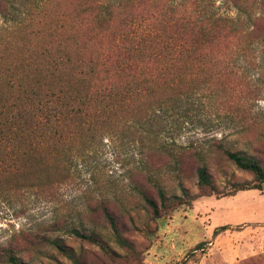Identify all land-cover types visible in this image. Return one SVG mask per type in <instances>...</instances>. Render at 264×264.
I'll list each match as a JSON object with an SVG mask.
<instances>
[{
	"label": "trees",
	"instance_id": "16d2710c",
	"mask_svg": "<svg viewBox=\"0 0 264 264\" xmlns=\"http://www.w3.org/2000/svg\"><path fill=\"white\" fill-rule=\"evenodd\" d=\"M54 1L18 0L12 16L10 1L0 0L5 22L0 28V197L53 189L80 150L94 146L104 135L132 128L164 103H175L191 89L190 77L206 61H254L256 46L264 40V14L253 18L250 29H243L228 26L220 16L180 13L182 5L171 0H71L53 7ZM260 5L264 7V2ZM258 74L261 89L264 72ZM218 147L237 167L254 174V183L236 189L262 188L264 166L258 158ZM203 155L193 145L177 153L153 148L147 163L154 170L172 166L179 187L188 195L182 178L185 157L197 160L202 187L213 184ZM154 157L162 166L153 164ZM130 178L155 218L178 203L193 207L191 199L169 194L165 182L143 168ZM113 204L127 211L120 200L97 198L87 206V223L69 226L55 219L37 230L20 231L23 246L13 234L0 245V264H30L44 254V246L82 264L66 235L110 253L108 238L126 243ZM98 217L110 224L111 237L99 229ZM228 228L218 226L214 234ZM23 251L33 252L31 261L24 259Z\"/></svg>",
	"mask_w": 264,
	"mask_h": 264
},
{
	"label": "rangeland",
	"instance_id": "374dc122",
	"mask_svg": "<svg viewBox=\"0 0 264 264\" xmlns=\"http://www.w3.org/2000/svg\"><path fill=\"white\" fill-rule=\"evenodd\" d=\"M9 1L14 16L18 0ZM60 1L62 6L71 2L55 0L52 6ZM171 1L182 5L180 13L220 16L228 26L243 29H250L253 18L264 14L260 5L264 0ZM4 24L0 14V28ZM232 46L226 47L227 53ZM254 56L249 62L206 61L190 77L191 89L175 103H164L132 128L104 135L94 146L80 150L53 189L1 196L0 245L14 234L23 246L20 231L37 230L55 219L69 226L87 223L89 203L108 198L126 206L127 211L111 206L126 243L108 238L112 251L106 253L96 243L64 234L67 244L81 255L82 264H264V183L261 189H236L254 183V174L237 167L218 147L244 151L264 166V84L261 89L256 84L258 72H264V40ZM190 145L204 154L213 184L202 187L197 160L185 157L182 178L188 195H184L172 166H162L154 157L153 164L162 166L154 170L147 154L153 148L177 153ZM142 168L165 182L169 194L191 199L193 207L178 203L155 218L131 183L132 172ZM52 178L55 181L57 174ZM96 221L106 236L113 235L105 219ZM225 224L230 228L215 235L216 227ZM43 248L44 254L36 260L31 259L33 252L21 255L32 260L30 264H75L56 250Z\"/></svg>",
	"mask_w": 264,
	"mask_h": 264
}]
</instances>
